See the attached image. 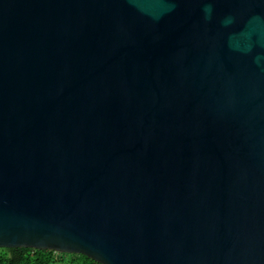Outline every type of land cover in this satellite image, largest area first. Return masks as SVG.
<instances>
[{
	"label": "water",
	"instance_id": "95a60500",
	"mask_svg": "<svg viewBox=\"0 0 264 264\" xmlns=\"http://www.w3.org/2000/svg\"><path fill=\"white\" fill-rule=\"evenodd\" d=\"M0 247L264 264V0H0Z\"/></svg>",
	"mask_w": 264,
	"mask_h": 264
},
{
	"label": "trees",
	"instance_id": "16d2710c",
	"mask_svg": "<svg viewBox=\"0 0 264 264\" xmlns=\"http://www.w3.org/2000/svg\"><path fill=\"white\" fill-rule=\"evenodd\" d=\"M0 264H100L85 255L49 249L0 247Z\"/></svg>",
	"mask_w": 264,
	"mask_h": 264
}]
</instances>
